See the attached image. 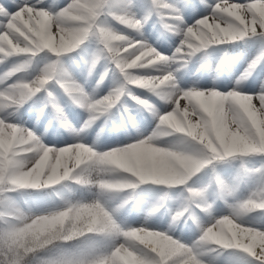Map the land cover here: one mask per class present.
<instances>
[{
	"label": "clouds",
	"instance_id": "9594fccd",
	"mask_svg": "<svg viewBox=\"0 0 264 264\" xmlns=\"http://www.w3.org/2000/svg\"><path fill=\"white\" fill-rule=\"evenodd\" d=\"M28 3L25 0L24 5ZM44 4L45 0H36L25 13L35 39L0 42V66L5 68L0 75V264H157L149 253H156L160 261L176 258L177 264H192L191 248L181 251L177 239L148 227L170 198L167 192L158 194L148 206L144 226L125 227L119 217L138 199L141 185L186 186L209 166L215 171L217 162L237 160L247 175L246 158L264 157V80L255 94L245 91L262 62L253 59L227 92L181 86L182 73L198 54L208 57L214 46L244 40L253 32L264 37V11L254 13L244 4H225L212 18L213 26L205 21L194 27L168 0H145L143 14L137 0H71L58 11ZM165 12L169 13L166 18ZM153 16L165 34L180 41L171 56L162 54L145 36ZM91 43L95 48L89 58L82 57L87 79L104 62L114 64L122 77L108 95L95 100L108 70L89 94L72 81L65 66L68 54L88 51ZM230 55L222 53V66ZM9 61H14L11 66ZM219 79L218 73L213 84ZM53 82L86 111L79 126L56 102L49 90ZM134 89L158 98L167 111L140 98ZM42 93L46 97L37 112V125L49 107L53 114L43 133L37 134L19 121L25 106ZM126 98L153 118L150 134L144 135L127 109L116 124ZM54 123L71 144L57 148L45 143ZM109 124L114 132L131 130L142 138L126 147L99 151ZM125 148L144 151L133 154ZM257 171L264 175V161ZM188 192L187 206L194 204L211 218L210 226L196 221L203 229L194 244L197 253L220 241L255 244L264 251V239L248 227L254 216L264 217V185L240 199L238 184L219 182L218 198L228 207L220 218L213 215L211 185L189 187ZM37 198L51 206L33 208L29 201ZM229 198L234 202L228 203ZM181 220L187 224L185 215L176 213L169 230Z\"/></svg>",
	"mask_w": 264,
	"mask_h": 264
},
{
	"label": "bare ground",
	"instance_id": "6f19581e",
	"mask_svg": "<svg viewBox=\"0 0 264 264\" xmlns=\"http://www.w3.org/2000/svg\"><path fill=\"white\" fill-rule=\"evenodd\" d=\"M172 4L178 6L182 11L183 18L186 21L187 25L195 24L202 17L210 14L211 9L206 7L204 3H201V0H168ZM25 0H0V4H3L10 11L18 10L19 7L24 5ZM31 4L36 3V0H29ZM239 3H244L246 0H238ZM71 0H45V4L42 5L44 8H50L52 11H58L66 7ZM216 0H207L208 5H214ZM139 9L141 14H143V9L145 7V0L139 1ZM115 23V22H113ZM120 28L121 31L127 32V29H124L120 25H116ZM145 36L149 43L157 48L162 54L171 56L175 48L179 45L180 41L178 38L165 34L162 27L160 26L157 17L153 16L151 21L148 23L145 28ZM88 51L78 50L76 52L70 53L65 57V66L69 70L72 81L83 85L85 91L89 94H93V89L96 88L97 83L101 79V75L108 70L107 77L104 79V82L100 85L95 93V99L103 98L108 95L114 88L112 86L118 83V80L122 79L119 74V70L115 68V65H109L106 62L102 63L97 69L95 74L91 79H87V69L84 64V59L89 58V53L93 48H95V43H91L86 46ZM224 51H228L231 55L227 60L225 66L221 65V57ZM238 53H243L242 56L238 57ZM264 53V40L259 38H245L244 40H239L231 42L229 44L216 45L212 49V55L204 57L202 54H198L195 57L189 67L182 73V83L181 86L185 89L192 87H197L200 89H211L217 87L222 92L229 91L233 86V80L243 74L244 70L248 67L249 63L256 59L258 56ZM44 55V54H41ZM82 57L84 59H82ZM14 61H9V66ZM5 68L0 66V75L3 74ZM220 74V79L217 84H213V78ZM264 80V62L261 63L260 69L256 72L255 76L249 81L245 91L250 94H255L259 91L260 81ZM50 91L55 95L56 102L59 105L65 106L66 113L70 117V121L79 126L87 117L86 111L78 107L68 96L64 89H62L59 84L53 82L50 86ZM134 92L137 96L143 99H149L150 102L157 104L161 108V111H167L166 108L159 102L158 98L152 96L145 90L134 89ZM46 94L42 93L39 97L33 102L25 106L22 110L20 123H33L34 125L25 126L32 128L37 134L43 133L45 126L53 114V109L49 107L37 125V112L41 104L45 101ZM126 103L122 106L119 112L116 115V124H120V115H127L126 109L131 111V114L134 115L140 123L141 129L144 135L150 134L154 128L155 121L153 118L146 112L139 110V106L136 105L135 101L130 98H126ZM128 107L130 109H128ZM84 111L85 115L82 117L79 115L80 112ZM35 122V123H34ZM100 123H103L101 121ZM99 125L97 126V128ZM134 135H138L136 132L129 130ZM124 132H114L112 125L109 124V129L106 135L110 137L116 136L119 133ZM95 135V130L89 138H92ZM88 138V140H90ZM73 141L65 134L62 130H59L58 126L54 123L51 131L49 132L45 143L50 147H64L71 144ZM90 143V142H89ZM88 143V144H89ZM91 145V144H89ZM218 164L224 162H217Z\"/></svg>",
	"mask_w": 264,
	"mask_h": 264
},
{
	"label": "rangeland",
	"instance_id": "374dc122",
	"mask_svg": "<svg viewBox=\"0 0 264 264\" xmlns=\"http://www.w3.org/2000/svg\"><path fill=\"white\" fill-rule=\"evenodd\" d=\"M139 1L137 0V4L139 5ZM169 2V1H168ZM171 3V2H169ZM116 85L112 86L115 88ZM127 104V103H125ZM63 110L66 112L65 106L60 105ZM126 106V105H125ZM127 107V106H126ZM128 109H130L128 107ZM68 115V113H67ZM80 116H84L85 112L82 111L79 113ZM69 120L70 117L68 116ZM35 123V122H34ZM93 138V137H92ZM92 138H89L87 142L89 144L92 143ZM142 138L139 135H134L132 132H122L117 134L116 136L110 137L109 135H104L100 141L98 146L99 151H108L113 150L120 147H126L131 143L137 142L138 139ZM264 161V157H252L246 158L247 167L250 170L249 174H244L240 168V161H232V162H224V163H216L215 171H213V166H209L205 170H203L197 177H195L191 183H203L204 187L202 189L208 188L211 185V195L209 197L210 202H214V210L213 215L216 218H220L223 215L227 214L228 207L227 204L218 198L219 193V182H224L229 185H237L239 186L238 197L240 199L247 198L252 192L257 191L262 185H264V175H261L257 169L260 168L261 162ZM189 182V183H190ZM186 186H180L173 189H167L164 186H156V185H141L137 192L139 193V197L136 201H133L129 204L124 210V214L127 216H137L140 219L141 226L145 224L146 210L151 203H154L157 199L158 194H162L163 192H167L169 194V199L166 202V205L161 211L148 223V227L150 230L162 231L166 234L173 236L178 227L184 220L179 222V225L172 230H169V224L172 220V217L186 205L187 206V198L184 199L183 196L180 195V191L174 192L180 189H186ZM234 202L231 198H229L228 203ZM29 204L36 209H43L51 206L50 202L43 199L37 198L35 201H29ZM195 216L196 220L189 218L190 216ZM185 214V219L190 220L193 224H197V220L201 225H210L211 218L201 211L200 209L196 214ZM171 219H169V218ZM258 228H264V217L254 216L252 218V224ZM140 226V227H141ZM183 229L186 230V234L189 235L191 232V228L185 226ZM209 264H220L217 260L213 259L209 261ZM227 264V263H223ZM238 264H247V263H238Z\"/></svg>",
	"mask_w": 264,
	"mask_h": 264
},
{
	"label": "snow or ice",
	"instance_id": "6c2138e0",
	"mask_svg": "<svg viewBox=\"0 0 264 264\" xmlns=\"http://www.w3.org/2000/svg\"><path fill=\"white\" fill-rule=\"evenodd\" d=\"M204 4L206 7L210 8V14L202 17L197 22H207V25L213 26V20L212 18L218 14H220L223 10V6L225 4H244L247 6H250L252 11L254 13H259L261 11H264V0H246L244 3H239L238 0H216V3L214 5H208L207 0H205ZM221 6L218 8L217 6ZM32 10L31 3H28L26 5H23L22 7H19L18 10L10 11L7 7H5L3 4H0V42L7 41L10 44H14L16 39L20 40H32L35 39L36 33L34 29L32 28L31 20L25 15L27 11ZM169 15L168 12H165V18ZM194 27H200L199 23L194 24ZM245 38H259L261 40H264V37L256 35V33H250L248 36H245ZM256 61L264 62V53H261L260 56L256 58ZM254 67L255 65H251ZM95 100V98H93ZM126 152H130L133 154H143L142 149H132V148H125ZM192 206H195L194 204L191 206H186L181 211L177 212V215L181 214H191L190 208ZM192 218L196 220V217L193 215ZM197 222H199L197 220ZM248 227H251L255 229V234H259V236L264 239V228H258L255 225H250ZM201 232L203 234V229H201ZM213 246H216L218 249L223 250H239L242 251L246 256L250 259H248L247 264H264V251H262L261 247L255 244H245L238 241H232V242H215L211 244ZM177 248L181 251H186L188 248L192 249L193 260L192 264H202V261L199 259L198 253L196 251V248L194 245L192 246H186L184 243L179 242L177 244ZM149 256L151 259L157 261V264H177L176 258L167 259L165 261H160V258L157 256L156 253H149Z\"/></svg>",
	"mask_w": 264,
	"mask_h": 264
},
{
	"label": "trees",
	"instance_id": "16d2710c",
	"mask_svg": "<svg viewBox=\"0 0 264 264\" xmlns=\"http://www.w3.org/2000/svg\"><path fill=\"white\" fill-rule=\"evenodd\" d=\"M189 187L195 188V189H202L204 187V184L197 183L195 181L194 183L190 182L188 186L186 187V189L184 190L175 189L174 192L180 191V195L183 196L184 199H186L187 195H189V192H188ZM185 207L186 205L182 209H184ZM198 210L199 208L192 206L190 208V213L192 215L196 214ZM119 220L121 224L125 227H140L141 226L140 219L137 216H127L124 214V212L119 217ZM185 226L191 228V232L189 233V235H187L186 230L183 229ZM201 235H202L201 227H199L197 224H193V222L188 220L186 225L184 221L181 223V225L178 227L176 233L172 236V238L177 239L179 242L184 243L186 246H192L195 244L197 240H199ZM198 256H199V259L202 261V264H209V261L213 259L220 262V264L247 263L248 259H250L242 251H239V250H227L226 251L223 249H218L216 246H213V245H207L203 247L199 251Z\"/></svg>",
	"mask_w": 264,
	"mask_h": 264
}]
</instances>
